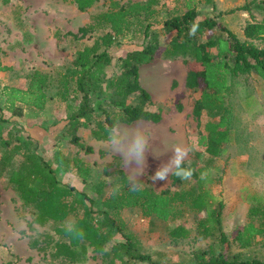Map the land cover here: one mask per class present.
Segmentation results:
<instances>
[{
	"label": "trees",
	"instance_id": "16d2710c",
	"mask_svg": "<svg viewBox=\"0 0 264 264\" xmlns=\"http://www.w3.org/2000/svg\"><path fill=\"white\" fill-rule=\"evenodd\" d=\"M1 1L4 4L11 2ZM64 1L76 4L80 11H86L100 0ZM200 1L186 0L183 13L164 21L163 27L172 33V37L162 48L164 56H189L198 64L197 68L189 69L186 78L189 95L194 99L193 114L200 128L197 144L204 147L206 155L204 164L190 167L195 186L161 191L138 186L133 190L124 169L106 168L104 175L107 178L115 177L112 181L103 178L96 183L97 198L94 199L89 192H79L74 185L57 175L58 168L68 173L75 171L82 182H88L90 169L81 157H69L57 149L53 152L52 161L48 160L38 152L35 138L18 129H7L9 118L0 114V172L8 173L9 183L22 200V206L33 208L29 227L35 228L33 223L42 228L52 225L51 232L37 230L38 234L31 239V245L44 252L50 260L58 264H79L87 261L91 252L95 256H110V262L120 261L122 264H264V259L256 257L245 259L238 254L225 255L222 249L216 250L212 245L208 251L198 249L196 260L192 263L160 262L142 251L140 240L127 230V222L122 215L127 208H140L144 217L154 216L164 222L175 223L187 213L206 211L207 215L198 219L195 227L187 226L188 222L171 226L170 241L177 243L188 239H208L218 237V234L217 241L228 245L222 227L224 203L219 200V208L215 207L216 196L207 186L211 175L208 167L223 154L233 139L231 115L227 107V97L233 85L237 84L241 76L252 73L264 80V46L255 42L264 40V20L249 21L244 28L245 38L241 39L217 19L209 16L199 18L197 8ZM205 2L216 6L215 0ZM158 3L159 0H110L107 10L94 15L91 23L80 28L83 34L99 28L107 30L93 46L86 45L78 50L73 61L74 67L59 74L60 88L54 84L50 74L39 69L33 70L28 75L27 87H3L1 95L4 97L5 109L13 117L23 116L25 108L45 111L52 99L49 89L58 87L60 100L68 102L66 132L72 135L70 141L87 152L93 148L78 135L80 126L87 127L94 122V135L107 140L109 129L116 126L118 121L127 124L138 120L160 122L161 110L153 111L145 107L153 104L152 97L140 83V67L157 56L161 47L159 41L144 43L140 48L130 50L120 58L121 73L117 77L108 75V69L113 64L109 49L117 43V38L131 31L135 19L138 20L136 31L146 37L153 24L150 18L157 14ZM240 9L251 10L248 5ZM15 15L18 23L22 24L18 11ZM10 70L11 66L0 61V72ZM103 82L113 88L116 97L114 104L120 108L116 112L110 113L103 109L101 100L94 103L97 86ZM134 93L140 94L138 104H128V97ZM71 98L79 99L80 102L73 104L69 102ZM99 109H103L104 119L97 117ZM205 113L209 117L203 123ZM18 157L20 160H17ZM183 167L189 168L186 162H183ZM173 180L175 183L183 181L174 175ZM106 188L109 190L104 193ZM248 216L249 223L236 236L244 248L251 246L258 236H264V203L257 200L252 204ZM71 225L83 230L82 239H73L67 234L66 229ZM118 234L122 239H117L112 250L107 252L106 244Z\"/></svg>",
	"mask_w": 264,
	"mask_h": 264
},
{
	"label": "rangeland",
	"instance_id": "374dc122",
	"mask_svg": "<svg viewBox=\"0 0 264 264\" xmlns=\"http://www.w3.org/2000/svg\"><path fill=\"white\" fill-rule=\"evenodd\" d=\"M185 1L159 0L156 6L157 14L150 18L153 24L146 37L136 31L138 20L135 19L131 31L117 38V43L109 49L113 64L108 69V75L117 77L122 71L119 67L120 58L126 56L130 50L140 48L148 42L159 41L161 44L157 56L140 67V83L152 97L153 104H147L145 107L153 111L161 110L162 120L158 123L138 120L131 124L118 121L116 124L129 131L140 127L149 135L145 168L139 177V186H148L156 191L191 188L196 185L193 178L175 183L171 174L166 180L151 179L157 169L171 159L173 145H180L187 150L184 162L189 168L204 164L206 158L204 147L197 144L200 128L193 114L194 99L189 95L186 85L189 69L197 68L198 64L189 56L167 57L162 53V48L172 37V33L164 29L163 23L166 19L184 12ZM215 3L216 6L213 7L212 4L201 0L197 8L199 18L213 17L227 28L229 24H233L237 27L239 34H236L240 35L241 39V31L249 21L264 20V0H215ZM109 4L110 0H100L86 11H80L76 4L64 0H11L9 4L0 0V61L12 67L10 71L0 72V114L9 118L7 129H18L24 134H30L37 141L38 152L50 161L54 150L57 149L69 157H81L90 169L88 182H82L75 171L68 173L58 168L57 175L61 180L74 185L79 192H89L94 199L97 198L96 183L107 178L104 175L106 168H122L128 181L130 177V169L122 157L112 150L106 139H99L92 132L95 123L91 122L87 127L80 126L77 130L81 140L93 148L91 152H87L70 141L72 135L66 132L68 102L60 100L58 87L49 89L52 99L45 111L25 108L21 117H13L5 109L1 92L5 85L27 87L28 75L36 69L50 74L54 84L60 88L59 74L74 67L73 61L78 50L86 45L93 46L107 30L99 28L83 34L80 28L91 23L94 15L107 10ZM244 5H248L251 10L240 9ZM16 11L22 24L18 23ZM243 13L245 15H242ZM255 42L259 46L264 45L262 40ZM236 82L227 97L233 139L223 154L215 158L208 167L211 175L207 180V186L216 196L215 207L219 208V200L224 203L222 227L226 232L228 245L217 241L218 234V237L208 239L197 237V240L188 239L184 242L170 241L171 226L188 222L187 226L195 227L196 221L207 215L206 211L199 214L187 213L184 218L172 223L154 216L144 217L140 208L125 209L122 215L127 222V230L140 240L143 252L151 254L156 260H161L160 262H195L197 250L208 251L210 245L216 250L222 249L225 255L238 254L245 259H264L263 235L258 236L254 243L246 248L236 239L240 229L250 221L248 210L252 204L257 200L264 203V80L252 73L241 76ZM115 98L113 88L107 87V82L98 84L95 104L101 100L103 109L113 113L120 109L114 104ZM139 99L140 94L134 93L128 97L127 103L138 104ZM69 102L78 104L80 100L71 98ZM103 109L97 111L99 119L105 117ZM208 117V113H205L202 122H206ZM1 151L0 147V153ZM114 177L113 175L107 179L112 181ZM132 179L136 177L133 176ZM108 190L109 188H106L104 193ZM16 205L19 216L14 223L9 219L13 220L14 216L10 214H14ZM0 212H3L9 222L0 219V264L11 260L5 255L10 251L18 255V259L11 261L13 264H58L56 261L46 260L42 253L29 246L30 233L31 236L38 234L35 230L27 228V221L33 218V208L22 206L19 195L9 183L7 172H0ZM23 229L28 231L27 235L21 233ZM39 230L51 232L52 225L40 227ZM193 234L195 236V232ZM117 239H122V236L118 234L106 244L107 252L112 250ZM7 249L9 251H6ZM110 259V256H95L90 252V258L79 264H122L120 261L112 263Z\"/></svg>",
	"mask_w": 264,
	"mask_h": 264
},
{
	"label": "clouds",
	"instance_id": "9594fccd",
	"mask_svg": "<svg viewBox=\"0 0 264 264\" xmlns=\"http://www.w3.org/2000/svg\"><path fill=\"white\" fill-rule=\"evenodd\" d=\"M148 141L149 135L140 127L131 131L123 130L119 126L109 129L106 143L122 157L126 166L129 167V183L133 190L139 186V177L143 174L145 168V153L148 150ZM172 153L173 155L168 163L157 169L155 175L151 178L153 181L166 180L170 174L181 180L191 178L192 170L183 167V162L188 154L187 150L180 145H173ZM133 176L136 179H132ZM66 231L73 239H82L84 236L83 230L76 228L75 225L68 226Z\"/></svg>",
	"mask_w": 264,
	"mask_h": 264
},
{
	"label": "crops",
	"instance_id": "0c3cea01",
	"mask_svg": "<svg viewBox=\"0 0 264 264\" xmlns=\"http://www.w3.org/2000/svg\"><path fill=\"white\" fill-rule=\"evenodd\" d=\"M242 15H245L244 13L242 14ZM246 21V19L244 20V22ZM228 27L234 32V33H237V34H239L238 33V31H237V27L235 26V25H233V24H229L228 25ZM242 32V34H243V39L245 38V35H244V30H242L241 31ZM240 36V35H239ZM238 36V37H239ZM240 38V37H239ZM262 41H264V40H262ZM264 46V45H263ZM263 122H264V120H262ZM20 198V197H19ZM21 200V199H20ZM22 201V200H21ZM14 209H16V211L14 212V214H10V215H13L14 217H13V220H11V219H9V221H11V222H14V223H16V220H17V216H19V214L17 213L18 212V208H17V205L14 207ZM2 218V220H5L7 223H9L7 220H6V217H4V215H3V212H0V219ZM12 218V217H11ZM32 221V219L30 220V221H27V224H28V226H27V228L29 229V230H35V232L37 233V230H39L40 228V226L39 225H37L36 223H33V225H34V227L35 228H30L29 227V223ZM21 233L22 234H24V235H27L28 234V231L25 229H23V230H21ZM32 235V233H30V236H29V246L32 248V249H35V250H37L38 252H40V253H42L43 254V256L46 258V260H49V257L44 253V252H42V251H39L37 248H35V247H33L32 245H31V239H32V237L33 236H31ZM8 247L10 248V246L8 245ZM5 248V247H4ZM11 249V248H10ZM6 251H9L8 249L6 250ZM5 253V252H4ZM6 256H9L10 257V259L11 260H8L7 262H6V264H8V263H11V264H13L11 261L13 260V259H18V255H16L15 253H13V252H7L6 254H5ZM4 255V256H5Z\"/></svg>",
	"mask_w": 264,
	"mask_h": 264
}]
</instances>
